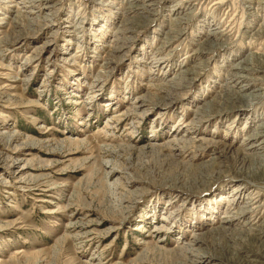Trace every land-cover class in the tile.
Masks as SVG:
<instances>
[{
	"label": "rangeland",
	"instance_id": "374dc122",
	"mask_svg": "<svg viewBox=\"0 0 264 264\" xmlns=\"http://www.w3.org/2000/svg\"><path fill=\"white\" fill-rule=\"evenodd\" d=\"M263 134L264 0H0V264H264Z\"/></svg>",
	"mask_w": 264,
	"mask_h": 264
},
{
	"label": "bare ground",
	"instance_id": "6f19581e",
	"mask_svg": "<svg viewBox=\"0 0 264 264\" xmlns=\"http://www.w3.org/2000/svg\"><path fill=\"white\" fill-rule=\"evenodd\" d=\"M199 1V0H198ZM152 6V5H151ZM170 95V94H169ZM155 103V102H154ZM156 106V105H155ZM157 107V106H156ZM263 136H264V134H263ZM262 136V137H263ZM251 140V139H250ZM253 141V140H252ZM258 141V140H257ZM11 143V142H10ZM262 144H263V142H262ZM263 146V145H262ZM260 147V144H253V143H250V149H251V151L252 150H255L256 148H259ZM264 147V146H263ZM262 147V148H263ZM21 164V161H15L14 162V164H13V166L11 167V168H17L19 165ZM28 170V167H27V165L25 164V165H23V166H21L20 167V169H19V171H17L16 173H14V174H17V175H20V174H24V172H26ZM228 222V221H227ZM197 257V256H196ZM199 258V257H198ZM197 261V260H196ZM207 262H208V260L207 259H205V257H202V258H200V260L198 261V262H194V263H196V264H207ZM209 264V263H208Z\"/></svg>",
	"mask_w": 264,
	"mask_h": 264
},
{
	"label": "trees",
	"instance_id": "16d2710c",
	"mask_svg": "<svg viewBox=\"0 0 264 264\" xmlns=\"http://www.w3.org/2000/svg\"><path fill=\"white\" fill-rule=\"evenodd\" d=\"M31 132H33V130H30Z\"/></svg>",
	"mask_w": 264,
	"mask_h": 264
}]
</instances>
